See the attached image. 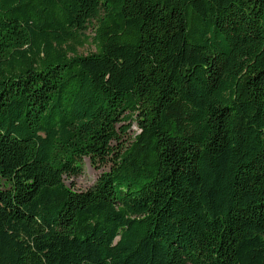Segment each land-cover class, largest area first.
Segmentation results:
<instances>
[{
	"label": "trees",
	"instance_id": "obj_1",
	"mask_svg": "<svg viewBox=\"0 0 264 264\" xmlns=\"http://www.w3.org/2000/svg\"><path fill=\"white\" fill-rule=\"evenodd\" d=\"M0 264H264V0H0Z\"/></svg>",
	"mask_w": 264,
	"mask_h": 264
},
{
	"label": "rangeland",
	"instance_id": "obj_2",
	"mask_svg": "<svg viewBox=\"0 0 264 264\" xmlns=\"http://www.w3.org/2000/svg\"><path fill=\"white\" fill-rule=\"evenodd\" d=\"M88 33L90 34V32ZM90 50H91V46L89 44L78 48V51L80 53H87ZM135 128H136V125L132 124L130 132L133 133ZM108 168H109L108 165L102 166L99 164V165L93 166L87 158H84L82 173L77 177H74L71 179H65V183L66 185H72L73 189L75 190H86L92 185H94L98 177L103 172L107 171Z\"/></svg>",
	"mask_w": 264,
	"mask_h": 264
}]
</instances>
